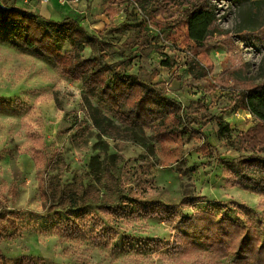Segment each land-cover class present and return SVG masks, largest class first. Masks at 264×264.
<instances>
[{
	"label": "rangeland",
	"instance_id": "1",
	"mask_svg": "<svg viewBox=\"0 0 264 264\" xmlns=\"http://www.w3.org/2000/svg\"><path fill=\"white\" fill-rule=\"evenodd\" d=\"M172 1L153 18L166 0H0V10L36 16L63 53L80 41L82 57L97 58L112 81L137 76L157 102L153 122L130 124L0 26V264H259L264 191L227 161L253 154L232 144L259 122L235 109L234 77L264 83V0H203L218 20L196 60L184 27L158 23L202 0ZM66 19L82 39L53 24ZM171 108L183 117L181 140L161 144L153 125ZM63 189L79 193L77 206L59 204ZM204 211L213 216L187 233L184 221ZM211 219L244 230H207Z\"/></svg>",
	"mask_w": 264,
	"mask_h": 264
},
{
	"label": "trees",
	"instance_id": "2",
	"mask_svg": "<svg viewBox=\"0 0 264 264\" xmlns=\"http://www.w3.org/2000/svg\"><path fill=\"white\" fill-rule=\"evenodd\" d=\"M174 1L166 0V4L156 3L152 17L163 13L168 4ZM202 1L190 2L189 7L174 23H158L161 30L165 28L179 29L184 27L186 42L190 50L191 59L196 60L200 51L206 47L208 36L216 31L217 15L214 10L208 8ZM55 26L65 30H71L72 36L79 40L84 37V33L75 29L70 20L56 21ZM0 26L11 30L22 43L30 48L38 47L46 54L53 56L64 71L75 79L84 80L92 88L98 90L107 100L109 105L115 109L121 117L130 124L142 125L146 122H153L157 116V102L152 91L147 89L135 75L124 74L120 78L112 81L105 67L97 58L82 57V43L74 39L75 49L63 53L62 46L58 39L48 30V28L38 20V18L26 11L15 7H6L0 10ZM176 33V32H175ZM237 82H241V89L235 101V109L248 110L258 119V123L250 127L247 131L240 132L232 144L241 145L253 154L238 162L227 161L231 166L230 170L234 174L240 172L252 173L260 181V186L264 191V157L259 153H264V83H254L243 76L234 77ZM183 117L176 109H169L167 114L158 123H155L153 130L157 141L161 144L176 143L181 140V127ZM222 127L221 130L224 131ZM137 135H135V138ZM239 184V183H236ZM59 204L69 203L72 206L79 204L80 195L76 191H60ZM210 213L204 211L196 217H191L184 221L187 233L195 232L206 218L212 217ZM225 223L230 230L236 233L243 231L241 225L231 219L224 221L210 220V228L218 227ZM240 235V234H239ZM248 239L241 238V244L252 245ZM247 248V247H246ZM253 252V250L251 251ZM252 256L256 262L264 260V246Z\"/></svg>",
	"mask_w": 264,
	"mask_h": 264
},
{
	"label": "built area",
	"instance_id": "3",
	"mask_svg": "<svg viewBox=\"0 0 264 264\" xmlns=\"http://www.w3.org/2000/svg\"><path fill=\"white\" fill-rule=\"evenodd\" d=\"M15 1H18V0H15ZM20 1H23L24 3L31 5V4H47L49 2L51 3L53 0H20ZM58 1L64 3L66 0H58Z\"/></svg>",
	"mask_w": 264,
	"mask_h": 264
}]
</instances>
